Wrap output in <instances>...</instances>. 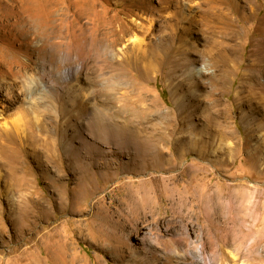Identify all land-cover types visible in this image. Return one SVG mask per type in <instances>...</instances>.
Masks as SVG:
<instances>
[{
  "label": "rangeland",
  "instance_id": "374dc122",
  "mask_svg": "<svg viewBox=\"0 0 264 264\" xmlns=\"http://www.w3.org/2000/svg\"><path fill=\"white\" fill-rule=\"evenodd\" d=\"M257 44L264 0H0V264H264Z\"/></svg>",
  "mask_w": 264,
  "mask_h": 264
},
{
  "label": "bare ground",
  "instance_id": "6f19581e",
  "mask_svg": "<svg viewBox=\"0 0 264 264\" xmlns=\"http://www.w3.org/2000/svg\"><path fill=\"white\" fill-rule=\"evenodd\" d=\"M189 7V9H190V12L191 13H193V6H191V4L188 6ZM254 9V8H253ZM253 12V11H252ZM212 13V12H211ZM224 13V12H223ZM225 15H228V14H224L223 16H225ZM222 15H221V20L217 17V18H214V21H217V23H219V24H222V25H224L225 26V28H227V30H229L230 29V27H232V25L231 24H233V22L231 21V19H229V18H227V17H225V19H223L224 17H223ZM229 16V15H228ZM252 16V15H251ZM250 17V16H249ZM186 21V20H185ZM120 23V22H119ZM123 24H120L119 25V28H117L115 31H114V35L115 36H118L120 33H122L123 32ZM168 28V27H167ZM169 30H171L172 31V34L170 35V41L171 42H173V44L175 43V42H177V41H180L181 42V44H180V47L179 48H176V52L175 53H177V55L180 57L179 59V61H180V64H181V61L182 60H184L185 62H186V64L185 65H183V67H190V66H192L193 64H195V61L193 60V57H194V54H193V52H195V49H193V47L189 50V49H187V46L186 45H188V43H189V40H188V33H189V31H190V29H187V30H184V32H182V34H177V33H174V31L175 30H173V28H172V26L169 28ZM215 30V29H214ZM226 30V31H227ZM233 30V29H232ZM216 34V33H215ZM211 37H214V33H211ZM211 39V38H210ZM122 40H123V38H121V39H119V42H122ZM135 43H137L140 47H143L144 45V40H142V39H135V41H134ZM210 43V42H209ZM212 43V42H211ZM210 43V44H211ZM172 44V45H173ZM190 44V43H189ZM264 47V46H263ZM262 47V45L261 44H257V46H256V51H255V54H254V57L256 58L255 59V61L257 62V63H260L259 64V66L262 64V62H264V48ZM213 50V49H212ZM170 51V50H169ZM215 51V50H214ZM214 51H213V53H214ZM168 53V52H167ZM212 53V51L210 52V53H208V54H210V55H208V56H215V54H213ZM215 53H216V51H215ZM219 53V52H218ZM221 53V52H220ZM201 54V53H200ZM155 56H156V54L154 53V54H152L151 53V57H153V58H155ZM149 57V55L146 53V52H144L143 54H142V58L143 59H147ZM217 57V56H216ZM223 57V56H222ZM225 57V56H224ZM164 58V57H163ZM143 61V60H142ZM214 61H215V59H214ZM183 62V61H182ZM215 62H217V61H215ZM221 63H223V62H221ZM179 64V63H178ZM179 64V65H180ZM182 64H184V63H182ZM216 64V63H215ZM214 64V65H215ZM217 64H219V63H217ZM258 65V64H257ZM256 65V66H257ZM181 66V65H180ZM177 67H179V66H177ZM182 67V66H181ZM212 67H213V65H212ZM147 68V67H146ZM180 68V67H179ZM179 70V69H178ZM183 71V70H182ZM71 72V71H70ZM216 73V72H215ZM253 74V73H252ZM254 76V75H253ZM259 78V77H258ZM250 79H252L251 77H250ZM254 80V79H253ZM183 83V82H182ZM258 87V84H256L255 83V85L254 84H252V85H250V87L248 88V90L246 91V93H248V96H247V98H249V99H254L255 97H256V94H255V89ZM263 98V97H262ZM261 99V98H260ZM263 100V99H262ZM174 131V130H173ZM63 136V135H62ZM52 137H54V136H52ZM51 137V138H52ZM64 137V136H63ZM49 138V137H48ZM47 138V139H48ZM46 139V140H47ZM169 142V140L167 141L166 139H164V138H162V139H159V140H147V139H145V140H139V141H136L134 144H133V146H131V147H123V149H125V148H127V150H129V154L132 156V155H135V156H137V157H139V158H142V159H144V158H149V157H152L153 155H159L160 156V154H162V152H163V148H164V146L167 144ZM125 145V144H124ZM73 151V150H72ZM71 151V152H72ZM140 160V159H139ZM143 162V161H142ZM153 165V164H152ZM171 179V178H170ZM174 179V178H173ZM170 181V180H169Z\"/></svg>",
  "mask_w": 264,
  "mask_h": 264
}]
</instances>
